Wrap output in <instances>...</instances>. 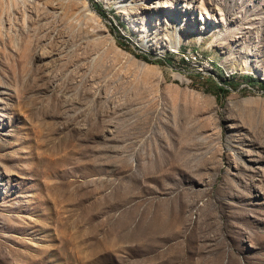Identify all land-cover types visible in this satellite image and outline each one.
Returning <instances> with one entry per match:
<instances>
[{"label": "rangeland", "instance_id": "rangeland-1", "mask_svg": "<svg viewBox=\"0 0 264 264\" xmlns=\"http://www.w3.org/2000/svg\"><path fill=\"white\" fill-rule=\"evenodd\" d=\"M261 82L264 0H0V264H264Z\"/></svg>", "mask_w": 264, "mask_h": 264}, {"label": "trees", "instance_id": "trees-1", "mask_svg": "<svg viewBox=\"0 0 264 264\" xmlns=\"http://www.w3.org/2000/svg\"><path fill=\"white\" fill-rule=\"evenodd\" d=\"M124 46V45H123ZM138 56H141V55H138ZM144 58H146V57H144ZM263 85H264V82H261Z\"/></svg>", "mask_w": 264, "mask_h": 264}]
</instances>
